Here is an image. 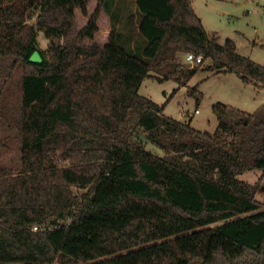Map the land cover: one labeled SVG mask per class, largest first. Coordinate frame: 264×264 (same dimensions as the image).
Returning a JSON list of instances; mask_svg holds the SVG:
<instances>
[{
	"label": "trees",
	"instance_id": "1",
	"mask_svg": "<svg viewBox=\"0 0 264 264\" xmlns=\"http://www.w3.org/2000/svg\"><path fill=\"white\" fill-rule=\"evenodd\" d=\"M90 1L0 0V119L20 143L10 164L0 139V264H264L259 181L240 178L264 175V105L217 102L216 130H200L140 93L147 77L186 84L201 68L264 88V65L221 44L192 0H135L142 53L115 29L95 42L107 0L79 27Z\"/></svg>",
	"mask_w": 264,
	"mask_h": 264
},
{
	"label": "rangeland",
	"instance_id": "2",
	"mask_svg": "<svg viewBox=\"0 0 264 264\" xmlns=\"http://www.w3.org/2000/svg\"><path fill=\"white\" fill-rule=\"evenodd\" d=\"M89 7L97 6V0L89 3ZM129 3H125V5ZM193 7L201 18L204 27L209 33H216L219 42L225 44L227 39H232L236 43L237 51L252 60L264 65V0H192ZM89 16V14H88ZM88 16H85L79 9L77 20L79 27H83ZM36 22V16L30 19ZM108 23L107 15L99 16V24L103 27L101 33L95 36V41L104 44V34ZM145 39V38H144ZM39 47L45 51V55L50 57V37L46 36L44 30L38 33ZM128 50L131 44H122ZM129 45V46H128ZM138 49L140 43L133 44ZM146 45V40L139 50L142 53ZM186 60V55L183 56ZM211 59H204L202 67H208ZM2 82V78H0ZM0 82V84H1ZM10 80L7 81L9 84ZM17 86H12L11 103L19 106V98L15 95ZM195 87L193 94L190 93ZM17 92V91H16ZM140 93L152 99L156 103L165 104L164 112L180 121L190 122V124L200 130L215 131L218 125V117L213 110V105L217 102L232 105L234 107L254 112L264 105V89L260 90L255 84L244 83L242 79L232 72H217L211 69L201 68L186 84H181L176 79L159 80L154 77H147L141 87ZM198 108L199 112H195ZM18 118L19 113H15ZM0 139L7 143L4 148L6 160L10 164L19 161V140L15 131L6 127L0 119ZM147 142L148 149L156 154L164 155L165 151ZM240 178L256 183L259 181V189L256 197L264 201V175L261 170H247L240 175ZM78 190V189H76ZM17 264V263H3ZM52 264H62L55 261ZM72 264H94V261L74 262Z\"/></svg>",
	"mask_w": 264,
	"mask_h": 264
},
{
	"label": "crops",
	"instance_id": "3",
	"mask_svg": "<svg viewBox=\"0 0 264 264\" xmlns=\"http://www.w3.org/2000/svg\"><path fill=\"white\" fill-rule=\"evenodd\" d=\"M93 0H91L89 3H91ZM88 3V20L90 16L95 11L96 7H89ZM125 3H129V5H125ZM78 11V10H77ZM103 14L107 15L108 17V23L106 25V31L104 34V44L108 42L109 35L112 31V29H115V31L118 34L119 40L121 42H125L127 44L132 43V47L134 48V43L140 41L144 42V36L140 33L139 28V21L141 18V14L139 12L137 3L135 0H107L106 6L102 9L100 15ZM88 22V21H87ZM99 24V19H98ZM103 27L101 24H99V31L96 33L95 36L98 35V33L102 31ZM95 41V38H94ZM96 42V41H95ZM262 90L264 88H259Z\"/></svg>",
	"mask_w": 264,
	"mask_h": 264
},
{
	"label": "built area",
	"instance_id": "4",
	"mask_svg": "<svg viewBox=\"0 0 264 264\" xmlns=\"http://www.w3.org/2000/svg\"><path fill=\"white\" fill-rule=\"evenodd\" d=\"M203 56L202 55H197L193 52H189L186 54V62L190 65H193L195 63H201L203 61ZM195 112H199V109L196 108Z\"/></svg>",
	"mask_w": 264,
	"mask_h": 264
},
{
	"label": "water",
	"instance_id": "5",
	"mask_svg": "<svg viewBox=\"0 0 264 264\" xmlns=\"http://www.w3.org/2000/svg\"><path fill=\"white\" fill-rule=\"evenodd\" d=\"M30 61L35 62V63H40L43 61V56L39 50H35L31 56H30Z\"/></svg>",
	"mask_w": 264,
	"mask_h": 264
}]
</instances>
